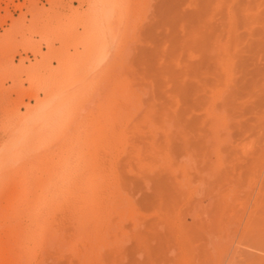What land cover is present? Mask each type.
Listing matches in <instances>:
<instances>
[{
    "label": "rangeland",
    "instance_id": "374dc122",
    "mask_svg": "<svg viewBox=\"0 0 264 264\" xmlns=\"http://www.w3.org/2000/svg\"><path fill=\"white\" fill-rule=\"evenodd\" d=\"M166 1L107 0L113 26L102 52L85 62L70 41L83 31L89 0H0V212L10 190L24 182L29 190L39 182L62 190L83 183L86 159L100 151L99 142H93L96 116L87 107L98 111L107 92L105 78L123 73L140 98L138 113L148 107L157 112L158 132L150 140L161 141L165 118L176 136L168 143L173 157L133 164L128 194L140 218H121L127 236L112 239L117 249L107 264H264V0H217L220 8L207 22L212 34L186 43L188 22L165 34L170 25L163 20ZM178 1L183 18L195 16L191 2ZM243 9L251 13L245 20ZM60 53L77 62L70 72L57 68ZM30 79L38 82L34 89ZM16 88L30 91L39 102L28 96L20 100ZM49 92L67 100L61 126L50 130L53 135L35 152L17 155L19 166L8 168L3 147L26 122L21 117L38 110ZM187 142L189 157L175 155ZM47 199L48 204L57 200L55 195ZM7 224L0 219V232ZM247 229L262 240L253 244ZM2 243L0 235V251ZM39 253L33 264H54ZM71 256L76 252L63 257Z\"/></svg>",
    "mask_w": 264,
    "mask_h": 264
},
{
    "label": "bare ground",
    "instance_id": "6f19581e",
    "mask_svg": "<svg viewBox=\"0 0 264 264\" xmlns=\"http://www.w3.org/2000/svg\"><path fill=\"white\" fill-rule=\"evenodd\" d=\"M89 1L90 4L88 3L84 18L81 17L84 20L83 31L73 41H70L75 54H78L79 57L83 56L85 62L90 54L97 56L102 52L105 36L113 26L109 16L110 10L108 11V7H106L107 0ZM188 1L192 4L194 17L183 18L179 13L180 1L167 0L165 6L167 5L168 8L165 9L163 19L170 23L165 33L167 36L171 35V30L176 29L178 23L182 25L188 22L191 36L182 38V42L185 43L196 42L198 37L205 33L211 35L213 27L208 23L213 19V13L220 8L217 0ZM246 5L244 4V6ZM207 15L211 17H206ZM250 15L248 9H243L244 20ZM53 35L46 36L45 40H49ZM63 41L67 42V39L64 38ZM67 56L66 53L59 54L57 68L64 66V69L66 68L70 72L77 62L75 63V59ZM84 61L81 62L80 69L76 67L78 78L83 74L81 67L84 66ZM197 75V72L193 74L194 77ZM66 79L56 81L59 83ZM62 84L64 85V83ZM37 85L36 80L34 82V79H30V88L37 87ZM103 86L101 90L106 93L104 96L102 95L100 109L95 111L94 105L87 107L96 116L93 142H99L100 151L96 155L90 156V159H86L87 168L84 170L83 183L68 186L64 190L61 187L52 189L43 182L37 183L31 190L25 182L20 187H13L7 194V202L0 212V219L8 223L0 232L3 239L0 264H33L42 249L40 246H44V244L41 245L42 242L46 240H48L45 242L47 247H43L46 250L44 252L42 249V252L54 264L112 263V260H109L111 259L110 254L115 253L117 249L112 243V239L117 240L119 237L127 236L121 218L126 222L127 220L136 221L140 218V213L137 214L134 211L132 200L128 194L133 183V164L138 163L142 167V162L147 158L173 157L174 150L172 147L169 149L171 144L169 138H175L176 134L173 136L169 129L172 125L168 124L170 119L165 118V124L161 125L164 128V136L161 139L155 138L161 141L150 140L155 135L157 136L158 129L154 125V117L157 112L153 107H148L144 114L138 113L141 101L133 89L134 83L127 74L120 73L112 78L106 77ZM16 91H18L20 100L28 96L34 99L35 103L39 102L36 95L29 94L30 91L28 94L17 88ZM66 102L64 95L49 92L38 110L31 109L21 117L20 121L25 120L26 122H22L19 126L12 139L13 142L9 146L3 147L7 153L3 152L7 155L3 153L5 156L2 158H7L8 168L19 166L20 158L18 159L17 155L35 152L45 143V137L53 135V130L61 126V122L64 120V111L67 110ZM210 125H213L212 120ZM146 135H149L147 139ZM182 139L184 140V138ZM205 139L208 141V137ZM181 144H183L182 147L176 150L175 155H179L181 158L189 157L188 142L187 145ZM112 154L114 155L112 156ZM28 191L33 196H28L29 202L20 207V202ZM16 194H18V198L14 199ZM48 195H55L56 202L48 204ZM63 197L65 198L64 203L61 202ZM119 199L122 200L121 203H117ZM42 208L49 209L52 213L43 216L38 213V210ZM33 210H37L35 215L32 214ZM58 212L60 214L56 215ZM32 220L35 221L33 227L30 226ZM29 233H32L34 238L27 240ZM247 233L253 242L249 240V237H247L248 240L253 244L262 240L261 235L258 234V239H255V232L252 233L248 230ZM84 241H88L89 245L86 246ZM70 252H76V256L63 257L65 253ZM104 253H109L108 260L103 258ZM250 253L245 252V257L256 258L254 253ZM37 264H45V262L39 261Z\"/></svg>",
    "mask_w": 264,
    "mask_h": 264
}]
</instances>
